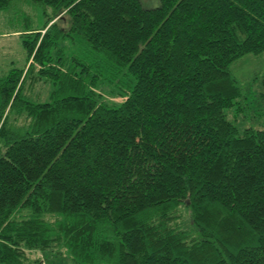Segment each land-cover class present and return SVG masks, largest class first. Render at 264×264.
<instances>
[{"label": "trees", "instance_id": "trees-1", "mask_svg": "<svg viewBox=\"0 0 264 264\" xmlns=\"http://www.w3.org/2000/svg\"><path fill=\"white\" fill-rule=\"evenodd\" d=\"M28 1L53 14L7 33L26 64L0 77V264H264V130L226 115L264 0Z\"/></svg>", "mask_w": 264, "mask_h": 264}, {"label": "rangeland", "instance_id": "rangeland-1", "mask_svg": "<svg viewBox=\"0 0 264 264\" xmlns=\"http://www.w3.org/2000/svg\"><path fill=\"white\" fill-rule=\"evenodd\" d=\"M145 8H154L158 0H141ZM53 10L44 4H32L28 0H13L10 7L0 10V77L4 76L10 69H22L26 64L25 50L21 39L17 35H10L14 30H25L43 28L52 18ZM58 29L67 28V22L60 20L57 23ZM55 32V31H54ZM77 47V46H76ZM78 49V48H77ZM77 49L64 48L65 56L80 55ZM229 71L242 89V98L236 100V104L226 111L227 119L235 124L239 133L245 129L264 130V101L261 97L263 92L261 86V75L264 74V53L258 55H245L233 62ZM25 93L33 100H46L49 87L44 83H35ZM98 88V89H97ZM96 88L98 93L109 104H118L116 99L111 97L112 85L105 87L101 85ZM186 226V213L181 210ZM43 260V254L31 256ZM56 264H66L65 261H58Z\"/></svg>", "mask_w": 264, "mask_h": 264}]
</instances>
